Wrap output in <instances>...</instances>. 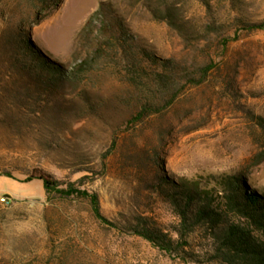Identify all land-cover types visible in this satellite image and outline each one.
Here are the masks:
<instances>
[{
    "label": "rangeland",
    "instance_id": "1",
    "mask_svg": "<svg viewBox=\"0 0 264 264\" xmlns=\"http://www.w3.org/2000/svg\"><path fill=\"white\" fill-rule=\"evenodd\" d=\"M101 10L173 63V87L136 84L119 56L93 57ZM262 21L264 0H0V187L2 173L27 183L45 170L97 193L107 219L77 193L0 201V264H220L204 230L171 254L132 229L146 218L177 237L172 194L216 176L264 193V29L248 27ZM27 41L66 71L92 63L63 77Z\"/></svg>",
    "mask_w": 264,
    "mask_h": 264
},
{
    "label": "trees",
    "instance_id": "2",
    "mask_svg": "<svg viewBox=\"0 0 264 264\" xmlns=\"http://www.w3.org/2000/svg\"><path fill=\"white\" fill-rule=\"evenodd\" d=\"M99 13L102 18L99 30L101 40L96 45L94 58L110 56L115 60L114 58L119 56L120 62H125L131 80L136 84H141L145 77L160 88L168 89L174 86L178 73L170 60L161 59L143 49L129 34L121 18L111 10L97 11V14ZM248 27L264 29V21L248 24ZM23 48L26 52L34 54L41 64L67 78L76 77L80 73L85 74L92 63L86 58L70 71H66L57 63L44 58L28 41ZM140 54H143L147 61H142ZM145 62L159 67L161 71L156 69L147 73ZM182 78L192 80L190 74ZM144 111L140 112L139 116L142 117ZM259 124L264 128V118L259 117ZM259 154L261 161L264 159V151ZM1 175L13 178L10 174ZM34 179L43 181L47 197L52 192L65 196L75 193L87 196L95 215L107 221L101 212L97 193L75 190L72 186L62 188L59 179L41 169L33 172L28 181ZM213 182L207 186L194 183L193 186L183 187L172 194V200L181 217L177 237L153 227L146 218L138 219L133 226V232L171 254H181L191 245L189 241L191 235L204 230L209 234L211 242L207 254L220 264H264V193H258L256 190L248 192L243 177L238 174L216 176Z\"/></svg>",
    "mask_w": 264,
    "mask_h": 264
},
{
    "label": "crops",
    "instance_id": "3",
    "mask_svg": "<svg viewBox=\"0 0 264 264\" xmlns=\"http://www.w3.org/2000/svg\"><path fill=\"white\" fill-rule=\"evenodd\" d=\"M1 178L4 185L0 187V192L7 195L11 200L13 198L22 199V198L34 197V196H38V197L46 196V191L42 180L34 179L27 183H23L21 181H18L17 179L7 176H2ZM32 184H36V186L39 188L38 191H35L33 189ZM21 185L25 186L24 192H18V187ZM42 188L44 189V193L42 192Z\"/></svg>",
    "mask_w": 264,
    "mask_h": 264
},
{
    "label": "built area",
    "instance_id": "4",
    "mask_svg": "<svg viewBox=\"0 0 264 264\" xmlns=\"http://www.w3.org/2000/svg\"><path fill=\"white\" fill-rule=\"evenodd\" d=\"M0 201L2 202V203H6V204H8V203H10L11 202V199L7 196V195H2L1 197H0Z\"/></svg>",
    "mask_w": 264,
    "mask_h": 264
}]
</instances>
